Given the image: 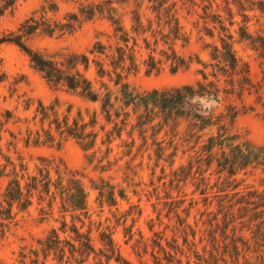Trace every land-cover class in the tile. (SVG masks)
Segmentation results:
<instances>
[{
    "label": "rangeland",
    "instance_id": "rangeland-1",
    "mask_svg": "<svg viewBox=\"0 0 264 264\" xmlns=\"http://www.w3.org/2000/svg\"><path fill=\"white\" fill-rule=\"evenodd\" d=\"M100 1L19 0L0 19V35L15 31L43 3L49 9L54 5L58 8L56 12L45 14V19L63 22L64 15L77 12L81 4ZM172 1H176L174 9L177 10L180 29L178 36L173 39V34H170L168 40L158 36L157 43L151 36V30L157 28V23L150 12V2L127 0L115 5L125 29L131 30L134 9H138L141 22L147 28L146 32L137 36L130 32L128 46L133 48L136 67L126 77V82L129 90L140 93L153 88L194 84L202 80L199 70L207 74L206 82L216 80L212 71L224 62L214 67L217 60L211 59L210 54L214 45L220 46V37L227 39L231 35L230 41L239 59L238 70H244V63L248 67L247 72L237 73L234 78L245 74L249 82L243 87L237 85V93L220 91L219 101L201 99L206 110L203 114H210L214 123L204 129L193 127L191 118L188 121L178 118L170 131L168 127H155L154 132L147 129L148 125L139 131L132 127L136 122L132 113L124 125L120 122L124 116L114 115L120 104L115 99L117 93L114 87H111L110 102L113 107H110L112 121H109L99 101L91 102L65 87L51 86L31 67L27 55L19 47L12 43L0 45V74L5 75L0 81V163H4L3 157L8 156L15 163L24 164L28 173L33 174L40 164L38 158L45 157L53 161L50 170L52 179L57 176L56 166L60 171L64 168L77 170L76 176L87 191V209L82 211L67 208V211L61 212L59 199L50 203V200H39L37 195L31 198L25 209L14 203L9 227L0 238V264H77L78 253L71 255L74 250L72 244H76L73 223L89 235L97 252L98 249L103 250V243H107L105 237L109 235L123 259L131 264H140V261L151 264V246L145 251H137L138 241L145 240L150 244L154 232L170 239L179 221L174 213L176 208L179 217L187 223L201 225L206 219L201 212H217V201L226 190L230 194L237 192L238 228L250 226L254 230L264 227V210L259 206L264 200V151L259 148L264 147V10L253 4L251 9L240 11L238 6L227 5L225 0H170L167 5ZM205 10L209 14L203 18ZM242 13L248 17H243ZM151 19V28H148ZM169 28L164 25L163 34ZM243 31L247 34L244 35ZM112 33L111 23L105 17L96 15L91 19H82L80 26L71 34L57 37L36 33L26 42L33 49L47 54L86 52L97 40L110 45L108 49H113L116 44ZM143 37L148 39L150 46H146ZM171 48L185 61L174 73L170 71V61L165 57V53H171ZM89 57L93 55L89 54ZM97 57L106 60L104 55ZM150 57L155 69L146 73L152 65ZM203 63H207L206 66ZM85 75L98 87L99 78L92 65ZM217 78L219 86L223 87L225 77L218 74ZM39 101L46 107L45 111H40ZM64 118L69 124L75 120L88 123L95 118L94 123L85 127L83 133L87 137L82 139V143L90 141L95 133L91 150L83 151L73 136H67L62 128L56 127ZM159 120L160 117H154L150 125ZM115 122L118 124L114 125ZM170 123L173 124L172 121ZM36 133L41 136L38 144L33 143ZM206 145H211V148L208 147L210 152L206 150ZM162 147L164 149L159 150ZM232 150L237 152V172L230 177L221 170L220 163ZM88 153L93 154L92 163L85 161ZM198 156L203 160L201 164L197 163ZM241 163L245 164L241 166ZM97 164L101 169L96 168ZM9 168L11 166L6 171ZM173 173L179 174L182 180L170 184ZM225 178L234 180L237 186L219 191L217 182ZM101 179L113 186L114 204L109 205L107 199L94 188L104 184ZM203 179L208 184L206 194L199 191V183ZM7 180V176H0V205H5L2 193ZM21 183L24 185L23 180ZM120 190L124 194L122 198ZM244 200L258 206L245 204ZM261 210L263 212L259 214ZM72 215L76 216V220L72 219ZM62 221L67 223L64 228ZM51 229H55L57 234L52 238L57 248L48 251L43 242ZM243 235L252 241L258 240L248 231ZM162 243L165 241L162 240ZM62 247L64 252L60 255L58 248ZM72 257H76L75 261ZM101 257L104 263L105 257ZM93 262L94 253L91 252L84 264ZM109 264H115L114 260L111 259Z\"/></svg>",
    "mask_w": 264,
    "mask_h": 264
},
{
    "label": "trees",
    "instance_id": "trees-1",
    "mask_svg": "<svg viewBox=\"0 0 264 264\" xmlns=\"http://www.w3.org/2000/svg\"><path fill=\"white\" fill-rule=\"evenodd\" d=\"M18 1L0 0V19L7 11L12 10ZM126 1L102 0L98 3L81 4L77 12L65 14L63 22L45 19V14L49 11L56 12L58 8L54 5L53 8L49 9L43 3L31 16L23 20L15 31L1 34L0 45L12 43L19 47L27 55L31 67L39 72L51 86L65 87L75 92L81 98L91 102L99 101L101 109L107 114L106 119L109 121H112L110 119V107L112 108L113 104L110 102V98L113 93L111 87H114L116 88L115 93H117L115 99L120 102L118 108L115 110V117H119L122 114L124 118L120 122L126 125L127 117L130 113L134 114L136 122L132 127L137 128L139 131H143L146 125H148L147 129L154 132L155 127L158 129L168 127L170 131L172 125H176V119L178 118H184L185 120L191 118L192 126L198 129H204L213 125L212 116L210 114H203L206 110L201 99L219 101L220 91L224 93H237V85L243 87L244 83L249 82L245 74L234 78V76H237V73L247 72L248 67L244 63V70H238L239 59L230 41L232 36L228 35L227 39L220 37V46L214 45L213 52L210 54L211 59L217 60V63L213 64L214 67L218 66L220 62H224V65H220L212 71V75L216 80L206 82L207 74L204 70H199L202 80H197L194 84H184L162 89L153 88L140 93L134 92L129 90V84L126 82V77L136 67L132 55L133 48L132 46H128L129 39L131 38L130 32H133L137 36L146 32L147 28L141 22L138 9L132 11L133 24L131 30L129 31L123 27L115 5L125 3ZM132 1L140 3L145 0ZM147 1L150 2L149 9L154 14L157 23V28L151 30L154 42L157 43L158 36L161 39L168 40L170 34H173V39H176L180 30L178 18L176 17L177 10L174 9L176 1H172L168 5L167 2L170 0ZM225 2L227 5L231 3L235 4L236 8L238 6L240 11L247 8L251 9L253 4H257L261 10H264V0L255 2L253 0H225ZM204 12L203 18L209 14L206 10ZM36 14H39V16H36ZM96 15L105 17L111 23L113 27L112 37L116 44L113 46V49H108L110 45H105L100 40H97L86 52L68 51L47 54L38 49H33L26 42L36 33H42L47 36L55 35L57 37L71 34L80 26L82 19H91ZM242 16L248 17L244 13H242ZM149 21L148 28H151L150 25L153 20ZM164 25L170 26L166 34H163ZM243 34L246 35L247 33L243 31ZM142 40L146 46H150L146 37H143ZM163 42L168 43L167 41ZM89 54L93 55V57L90 58ZM100 55H104L106 60H99L97 56ZM165 57L170 61V71L172 73L178 71L185 64L184 59L179 57L173 48H171L170 54L165 53ZM150 60L152 61V65H149L150 67L147 68L146 73L155 69L152 57H150ZM206 64L203 63L204 66ZM91 65L95 70L96 76L99 78L98 87H95L92 80L85 75V72ZM218 74L225 77L223 87H220L218 84ZM4 76V73L0 74V81ZM38 105L41 112L46 110V107L40 101ZM127 108H130V110H127ZM154 117H160V120L156 124L150 125ZM94 122L95 118H92L88 123H78L75 120L73 124H69L67 119L64 118L56 127L62 128L63 133L67 136H73L79 142L82 150L88 152L94 146L95 133L92 135L93 139L82 143V139L87 137V134L83 132L88 124ZM117 124L115 122L114 125ZM189 127L188 130L190 129ZM36 134L33 141L34 144L40 142L41 136L39 133ZM208 147L211 148V145L205 146L206 150L210 152L211 149H208ZM259 148H262V151H264V147ZM163 149L164 147L159 150L162 151ZM231 152V154H226L222 163H220L221 170L226 171L230 177L237 172V152H233V150ZM92 157L93 154H86L85 161L92 163ZM3 158L5 162L0 163V176H7L8 180L2 193V202L5 205H0V238L4 236L5 229L9 227L10 222L8 220L12 218L11 207L13 204L16 203L19 208L25 209L31 203V198L35 195L41 201L46 199L48 202L50 200V203L59 199V211L61 212L67 211V208L75 211L87 209V191L81 179L76 176L79 171H70L66 168L60 171L58 166H56L57 176L55 179H52L50 174V170L53 167L52 160L39 157L40 164L36 167L35 173L30 174L24 164L15 163L8 156ZM196 160L199 164L203 161L200 156L196 157ZM244 164L241 163V166ZM190 165H192L191 162ZM8 166H11V168L6 171ZM96 168L101 169L99 164L96 165ZM174 176H176L175 179ZM22 180L24 181V185L21 183ZM175 180L177 182L182 180L177 173L171 175L170 184ZM101 181L104 184L95 185L94 188L98 189L99 195L107 199L109 205L114 204L113 186L103 179ZM229 186L234 188L237 186V183L227 178L217 182L219 191H224ZM207 188L208 184L206 180L200 181V193L206 194ZM119 196L121 198L124 196L122 190L119 191ZM244 202L245 204H254V207L258 206L254 202L247 200H244ZM262 203L259 206L263 207L264 210V200H262ZM217 208V212H201V216H206V219L202 220L201 225L187 223L184 218L179 217L176 208L174 213L179 221L174 226L170 239L164 237L162 233L154 232V238L150 244L145 240L138 241L137 251H141V249L145 251L150 245L152 248L150 252L152 257L151 264H264V241H260V239H264V227H257L254 230L250 226H247V228L243 226L241 228L237 227V192L230 194L226 190V193H223L217 201ZM262 212L261 210L258 213L262 214ZM72 219L76 220V216L72 215ZM77 220L80 221V219ZM80 222L83 221L81 220ZM72 225V231L75 233L73 239L76 244H72L74 250L71 255L74 256L75 252L78 253L79 260L77 264H79V261L81 264H84L86 257L91 252L94 253V262L91 264H109L111 259L114 260L115 264H131L120 256L111 236L105 237L107 238V243H103V250L98 249L97 252L91 244L89 235L81 232L74 223ZM63 226H67L65 221H62ZM245 231L250 232L251 236L258 240L252 241L244 237L243 233ZM54 235H57L56 231L55 229H51L50 234L43 242L48 251L52 248H55V250L57 248L53 245L54 242H52L55 240L52 239ZM162 240L165 243H162ZM58 249H60L59 252L62 255L64 252L63 247ZM101 255L105 257L104 263ZM140 264L150 263L140 261Z\"/></svg>",
    "mask_w": 264,
    "mask_h": 264
}]
</instances>
